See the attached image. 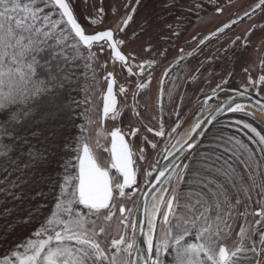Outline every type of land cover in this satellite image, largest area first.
Segmentation results:
<instances>
[{
	"label": "rangeland",
	"instance_id": "374dc122",
	"mask_svg": "<svg viewBox=\"0 0 264 264\" xmlns=\"http://www.w3.org/2000/svg\"><path fill=\"white\" fill-rule=\"evenodd\" d=\"M67 2L86 34L105 29L114 31L116 39L124 42L122 52L135 73L129 75L126 69L122 70L120 63L111 58L107 47L103 53L93 49L97 56L95 60L81 59L86 65L82 77L85 88L80 104V135L75 148L86 139L100 166L110 169L118 177L116 170L111 168L109 133L119 128L133 152L137 173V183L126 189L129 195L115 201L111 221L104 220L103 214L99 217L90 215L81 205L71 206L74 213L79 211L87 220L89 235L92 236L93 231L97 233L93 239L100 243L110 260L116 252L111 248V241L125 234L121 220L127 217L132 222L136 219L139 195L154 174L151 166L160 163L165 150L201 103L219 90L225 91L223 95L243 91L264 101V85L259 82V77L264 75V11L256 8L259 0H139V4L137 0ZM101 7L104 9L102 22L91 24V19L99 21ZM129 15L132 19L127 27L118 31ZM84 55H87L86 51ZM139 64L145 65L142 75L137 67ZM109 73L115 79L118 104L102 126L100 110ZM141 83L146 87L140 88ZM121 88L125 92L121 93ZM245 123L256 131L245 128ZM176 124L179 126L173 132ZM134 128L139 131L133 137L129 133ZM149 128L153 131H148ZM161 130L164 136L154 134ZM261 137H264V126L247 114H233L213 124L190 155L187 171H183V164L167 185L168 192L174 190L177 196L170 221L175 224L177 216L188 218L193 215L185 206V195L190 196V205H196V214L209 202L215 204L217 194L221 200L227 198L233 205L239 199L238 205L232 207L224 203L220 210L223 220L216 223L224 228L226 221L231 226L223 243L234 248L240 243L238 233L243 227L247 233L243 241L246 246L254 241L258 249L264 247L260 244L264 221L257 224L261 216L255 215L264 210V143H261ZM73 153L69 175L75 172L71 167L76 163V153ZM132 188L137 190L136 193ZM197 200L202 203L197 204ZM120 207L125 208L123 216L119 213ZM229 211L231 215H228ZM60 215L68 218L62 211ZM204 224L205 221L200 220L197 227ZM166 227L160 218L154 242L164 238ZM101 228L105 229L103 234ZM224 231L228 229L224 228ZM131 238L129 229L127 239ZM188 239L192 240V237ZM253 256L251 252L241 254L238 264H254ZM162 260L164 264H175V253L170 250ZM260 264H264V257Z\"/></svg>",
	"mask_w": 264,
	"mask_h": 264
},
{
	"label": "snow or ice",
	"instance_id": "6c2138e0",
	"mask_svg": "<svg viewBox=\"0 0 264 264\" xmlns=\"http://www.w3.org/2000/svg\"><path fill=\"white\" fill-rule=\"evenodd\" d=\"M256 8L264 11V0H259ZM103 13L104 9L101 7L98 10L99 21L91 19L90 23L102 22ZM131 19V15L126 17L118 31L122 32ZM123 43L122 40L116 39L112 29L86 34L67 0H0V114L5 117L4 122L0 123V140L7 138L15 143L19 139L26 145L24 154L29 157L25 163L26 168L43 163L47 159V147L41 151L35 148L27 136H19L17 130L26 129L33 119V108L13 111L12 105L18 101L20 95H23L25 100H33L36 106L45 105L51 108L52 111L47 115L55 118L56 113L64 109L60 90L65 87L66 82H71L75 75L76 61L72 59L73 53L81 59L92 61L97 59L96 52L103 53L107 47L111 50L113 61L119 62L122 70L126 69L129 75H135L128 63V57L122 52ZM94 48L96 52L93 51ZM137 67L142 75L145 65L139 64ZM41 70L46 75L41 76ZM108 75L112 76L111 73ZM259 82L264 85V75L259 77ZM114 84L113 78L108 83L107 95L104 97L105 117L110 111H115ZM139 87L145 88L146 85L141 83ZM120 92H125V89L121 88ZM45 96L47 99H42ZM227 104L231 112L243 111L244 106L235 103L234 100L228 101ZM260 111L264 113V104L260 105ZM43 115L42 112L41 116ZM244 127L250 128V125L245 123ZM250 130L256 131L254 128ZM138 131V128H134L129 135L134 137ZM148 131L153 130L149 128ZM154 134L165 135L163 130ZM31 136L38 139V133L34 128L31 130ZM111 138V168L116 170L118 177L112 174L110 169L101 167L87 140H81L74 149L76 163L71 164L75 172L69 175V163L63 165L65 174L58 185L60 188L56 204L58 211L52 214L46 225L34 233L36 240L19 245L17 250L0 260V264H105V262L138 264V260L134 259V253L141 251L135 239L137 231L144 237L147 245V256L143 257L144 264H164L162 256L170 250L175 253V264H238L241 254L248 252L254 254L251 258L254 264H260V259L264 257V247L258 249L254 241L250 246H246L243 241L247 238V233L243 227L238 233L240 243L233 248L223 243L231 232V226L224 221V228L228 229L225 232L224 228L216 223L223 220L220 211L222 205L228 203L234 207L240 203L239 199H236L233 205L227 198L221 200L217 194V202L215 204L209 202L199 214H196V205L186 204L193 215L188 218L177 216V223L173 224L169 214L173 212V202L177 201L174 190L162 194L151 212L145 204L147 231L144 225L136 221L129 222L127 217L121 220L125 234L111 241V248L116 252L109 260L100 243L93 239L97 233L93 231L92 236L89 235L87 220L82 218L79 211L74 213L71 206L82 205L88 209L90 215L95 214L99 217L103 214L104 220L111 221L115 214L112 209L116 206L117 198L128 196L126 189L137 183V173L133 168V152L121 130L117 128L112 131ZM261 143H264V137H261ZM183 147L182 145L177 151ZM4 148L5 151L0 152V156L7 154V145H4ZM188 167L189 165H184L185 169ZM164 175L163 171L159 172L160 177ZM154 179L159 182L158 177ZM201 203L197 200V204ZM165 207L167 211L162 212V208ZM61 211L67 214V219L61 218ZM119 212L123 216L125 208L120 207ZM158 214L162 216V222L167 227L164 238L155 239L154 242ZM255 214L261 216V221H257V224H261L264 221V210ZM228 215H231L230 211ZM200 220H204L205 224L197 227ZM129 229L132 233L130 240L127 239ZM104 232L105 229L101 228L100 233ZM188 237H192V240ZM260 244L264 245V233H261ZM244 258L248 259L246 255Z\"/></svg>",
	"mask_w": 264,
	"mask_h": 264
},
{
	"label": "trees",
	"instance_id": "16d2710c",
	"mask_svg": "<svg viewBox=\"0 0 264 264\" xmlns=\"http://www.w3.org/2000/svg\"><path fill=\"white\" fill-rule=\"evenodd\" d=\"M72 59L76 61L75 75L60 90L64 109L57 112L55 118L47 115L51 108L36 106L33 100H25L23 95L12 105L13 111L33 108V119L27 128L17 131L19 136H27L35 148L44 151L47 147V159L26 168L25 163L29 160L24 154L26 145L19 139L15 143L7 138L0 140V152H4V145H7V154L0 156V260L17 250L19 245L36 240L34 233L57 212L58 185L65 174L63 165L72 160L75 142L80 135V104L85 88L82 77L86 65L75 53ZM40 74L46 75L43 70ZM4 119V115L0 114V123ZM33 128L38 133V139L31 136Z\"/></svg>",
	"mask_w": 264,
	"mask_h": 264
},
{
	"label": "water",
	"instance_id": "95a60500",
	"mask_svg": "<svg viewBox=\"0 0 264 264\" xmlns=\"http://www.w3.org/2000/svg\"><path fill=\"white\" fill-rule=\"evenodd\" d=\"M110 55H111V50H110ZM112 58V55H111ZM113 79V76L108 78L107 85H106V90L103 95L102 99V109H101V118L102 121L105 119V115L103 112V106H104V97L107 95V87L109 81ZM113 93H114V86H113ZM225 91L219 90L216 93L210 95L207 97L200 105V107L196 110L194 115L188 120L187 124L190 121H194V127L191 129L189 136L186 138L185 141L180 143L178 146L176 144V137L178 132L174 138V141L170 145V147L165 151V155L163 157V160L155 174L154 177L159 178V182L157 179H152L150 184L145 188L143 191L140 200L137 204L136 207V219L135 221L138 222L139 224L144 225L145 231H147V219L145 217V212H144V207L145 204H147L148 209L151 200L153 197L157 194V192L165 187L167 189V185L169 181L171 180L173 174L177 171L179 166L183 163L184 165L187 164L190 155L196 150V148L199 146L201 143L203 137L209 131L211 126L216 123L218 120L223 119L227 116L233 115V114H247L255 119H257L263 126H264V113L260 111V105L264 104V101H261L257 99L256 97L243 92V91H230L228 95H223ZM115 97V94H114ZM116 99V97H115ZM230 100H234L235 103H239L243 105V111L242 112H231L229 111L228 104L227 102ZM215 102L216 105L215 107L207 113L205 116L201 117V113L203 111V108H205L207 105ZM232 106L234 107L235 104L233 103ZM117 107V99H116V106ZM113 111H110L112 113ZM199 117V118H198ZM198 118V119H196ZM186 124V125H187ZM199 125V127H196ZM179 124H176L173 132L176 131L178 128ZM184 126V125H183ZM110 157H111V144H112V138L110 136ZM187 142V143H185ZM184 146L182 150L177 151L178 149H181V146ZM112 160V157H111ZM184 165L182 169L184 170ZM163 171L165 173L164 176L160 177L159 172ZM154 186V187H153ZM167 211V209H166ZM158 216V215H157ZM156 222H157V217H156ZM136 239L139 243V247L141 249L140 252L134 253V259L138 260V264H144L143 257L147 256V245L144 242V237L140 235L139 231L136 233Z\"/></svg>",
	"mask_w": 264,
	"mask_h": 264
},
{
	"label": "bare ground",
	"instance_id": "6f19581e",
	"mask_svg": "<svg viewBox=\"0 0 264 264\" xmlns=\"http://www.w3.org/2000/svg\"><path fill=\"white\" fill-rule=\"evenodd\" d=\"M215 105H216V103L213 102V103L207 105L205 108H203V111H202V113H201L200 118L203 117V116H205L207 113H209V112L215 107ZM198 118H199V117H198ZM198 118H196V119H198ZM186 124H187V123H186ZM186 124L181 128L180 132L177 134V137H176V138H177V139H176V144H177V146H178L180 143H182L183 141L186 140V138H187V137L189 136V134H190L191 129H193V127H194V125H195V124H194V121H190L187 125H186ZM193 124H194V125H193ZM165 187H166V186H165ZM165 187L161 188V189L157 192V194L154 196L155 199H152V200H151L150 205H149V212H151V211L153 210V206H154V205H157V204H158V202H159V200H160V198H161V195H162V194H165V192H166Z\"/></svg>",
	"mask_w": 264,
	"mask_h": 264
},
{
	"label": "flooded vegetation",
	"instance_id": "af4514ba",
	"mask_svg": "<svg viewBox=\"0 0 264 264\" xmlns=\"http://www.w3.org/2000/svg\"><path fill=\"white\" fill-rule=\"evenodd\" d=\"M106 119H107V118H106ZM106 119H105L104 121L100 120L102 126L105 125V121H106ZM111 119H113V118L111 117ZM174 127H175V125H174ZM113 131H114V130H113ZM110 136H111V133H109V140H110ZM124 137H125V136H124ZM110 141H111V140H110ZM109 146H110V143H109ZM164 155H165V153H164ZM163 157H164V156H163ZM110 159H111V158H110ZM162 160H163V159H161V161H160V163H159L158 165H152V166H151V167H152L151 169H153L152 171H153L154 174H153L151 180L148 181V184L143 188V191L145 190V188L150 184V182H151L152 179L154 178V176H155V174H156V172H157V170H158V168H159V166H160ZM190 161H191V160H189V161L187 162L186 165H189V164H190ZM181 165H182V164H181ZM181 165L179 166V168L181 167ZM133 168H134V165H133ZM187 169H188V168H187ZM187 169L184 168L183 171H187ZM132 189H133V188H132ZM168 190H169V186H168V189L166 190L165 193H168ZM136 191H137L136 189H133V190H132L133 193H136ZM143 191L140 193V195H139V199H140V197H141ZM139 199H138V201H137L136 204H138ZM186 199H187V200H186ZM190 201H191L190 196L185 195V203H186V204H190ZM174 203H175V201L173 202V204H174ZM186 204H185V205H186ZM81 206H82V205H81ZM123 208H124V207H123ZM166 209H167L166 207H165V208H162V212H163V211H166ZM119 213H120V212H119ZM124 213H125V212H124ZM123 215H124V214H123ZM171 215H172V213L169 214V219H170ZM255 215H256V214H255ZM160 218H161V222H162V216L158 214V216H157V221H158V222H159ZM158 222H157V223H158ZM162 224L165 225L163 222H162Z\"/></svg>",
	"mask_w": 264,
	"mask_h": 264
}]
</instances>
